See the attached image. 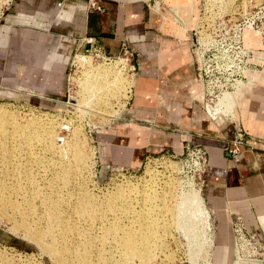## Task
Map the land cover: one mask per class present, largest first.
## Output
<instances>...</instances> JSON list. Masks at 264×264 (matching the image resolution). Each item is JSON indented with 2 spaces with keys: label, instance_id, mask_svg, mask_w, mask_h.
<instances>
[{
  "label": "crops",
  "instance_id": "0c3cea01",
  "mask_svg": "<svg viewBox=\"0 0 264 264\" xmlns=\"http://www.w3.org/2000/svg\"><path fill=\"white\" fill-rule=\"evenodd\" d=\"M94 1L97 10L89 9L90 0H9L0 12V95L52 105L73 56L89 49L90 39L113 56L126 44L136 76L120 117L96 134L102 164L137 171L147 157L204 148L201 197L215 233L208 264H238L228 222L239 219L264 243V150L240 147L235 158L228 150L234 121L264 143V74L248 73L232 120H212L203 108L192 28L168 23L162 0ZM262 255L243 264H264Z\"/></svg>",
  "mask_w": 264,
  "mask_h": 264
},
{
  "label": "rangeland",
  "instance_id": "374dc122",
  "mask_svg": "<svg viewBox=\"0 0 264 264\" xmlns=\"http://www.w3.org/2000/svg\"><path fill=\"white\" fill-rule=\"evenodd\" d=\"M8 1L9 0H0V12L1 10L4 9ZM253 1L254 0H162L161 7L162 4H164L162 7V11L163 13H166V15H164V18L168 23L171 22L176 23L181 28H184V26H181L184 24L186 28L188 27L194 29V31L191 33L192 35L191 37L195 44L199 43L201 46H203V44H201L202 42L201 39H204L206 42H209L207 46L204 47L206 50L208 49L207 52L208 57L207 58L205 57L202 60L201 68H203V71H205L208 75H210V72L212 73L213 71L212 62L217 54L214 50L215 48H213L214 46L213 43L214 42L222 43L224 41H227L228 37L231 34L230 28L233 24H235L238 16L242 14L241 12L244 11L247 13L248 11L254 9L255 6L262 4L264 2V0H261L256 3ZM252 35L253 37L251 42L253 44L258 43L259 46L260 42L258 35L255 33H253ZM197 47H199V45H197ZM199 51H201V49ZM77 55H79L77 56L78 59L80 57V59H82V61L84 62H86L87 60L89 61H87L81 66L82 68L81 70L75 64L76 62H78V59L75 60L76 61L75 63L73 61L76 55L73 56L68 74L66 76L65 89L60 94L59 98H57L52 105L41 106L37 104V101L35 99H33L34 101L32 100L26 103L24 99L15 97L11 95L8 91L6 94L0 95V108L4 110L6 109L7 112L14 114L18 118H21L28 122L29 120L30 121L37 120L43 124L46 125L48 124V126H50L49 124H51L48 122H52V124L55 127L54 130H56L55 135L58 134L54 139L55 141L54 143L56 146L59 147L65 146V142L69 140L71 132L74 129L77 128L79 131L81 130L80 132L83 134L87 142V148L89 150L90 158L86 168L82 170L83 172L82 171L80 172L81 177H79V172H77L78 174L77 173L75 174L76 177H74V179L76 184L74 185V188H72L73 192H76L77 190L80 189L83 190L84 192H87L89 195L93 194L92 196L94 199L98 198V200H101L102 198V200L104 199L106 200V198H108V196L111 195L113 192H117L124 189L125 191L135 190V189L137 191L139 190L138 194L140 195V190H143L144 185L148 183V185L146 184L145 186L147 188L148 187L150 188L147 189L145 187L144 189L148 191H150L149 189H154L153 193L152 191L149 192V194L152 195V197L153 195L154 198L156 195L158 197L163 193L167 195L164 198L165 200H163V202H165L164 204H161L160 201L162 199H160L159 197H158L159 201L157 199L152 200L151 198L149 201H145L148 205L145 203L143 205V202H141L139 197L135 198L137 202L133 200L132 204H130V209L133 208V213H131L130 216L128 217L123 216L124 212L121 208V204L115 205L116 207L112 208L111 212L110 211L108 212L109 221L107 222H108V226H110V230L113 235L110 241L108 240L110 243L107 244L106 254H103L104 258L108 262L107 264H115V262L119 258L118 244L121 238L120 235L123 232V228H127L130 226L136 227V225L140 223L138 212L140 211L144 212L145 208H146L145 211H147V207L148 209L154 208L155 212L158 211L156 212L157 213L156 217L158 219L164 218L163 221L165 220L167 222L162 221L161 223H166L167 226H169L167 227L168 230L167 228L164 229V231L167 232V233L165 232L163 233V235L165 236H161L162 239L161 242L163 241L162 242L163 246L158 250H162V251L156 253L157 256H155L154 260L148 264H208L210 261L209 260L210 249H212L211 247L215 245V233L213 228V222L211 221L212 227L209 230L205 221L208 218V214L207 215L206 213L202 214L201 213L202 209L200 210L196 206L197 201L198 203L199 202H201L202 204L204 203L201 197L200 186H201V181H203L204 183L203 175L206 168H204L203 174H201L202 172L199 173L198 164L193 159H191L190 156L187 155V147H197V146L185 145L181 153H177V154L162 153L159 156L147 157L144 160L140 169L137 171H130L124 169H117V168H112V169L106 168L104 164H102L100 159L96 134L107 129V127H109V125L114 120L120 117L129 99L127 91L131 83L129 81V83H127V85L125 86V90H126L125 94L124 93L120 94L121 91L120 89L122 87L121 85L123 81L122 77L117 78L118 80L121 81H118L117 79H116L117 81L112 80L113 81L111 83L112 85L111 84L110 85L115 89L111 88L110 86L109 89L110 90L113 89V90L108 91V93L105 94V96H102L100 99H98L99 100L98 102L100 103L99 104L96 101L97 97L94 96L95 94L87 92L89 91V89L86 91V88H84V85L86 86L88 81L87 79L85 80V78H87V75L90 76L89 73L92 68L93 69L99 68L100 66L101 67L100 69L102 68L104 69L105 65L103 67L101 66L103 65L101 63L104 62V57L113 58L114 56L104 53L99 48L96 50L89 48L86 51L77 53ZM84 56L87 58H85ZM80 65L81 64H79V66ZM83 66L84 67L88 66L90 68L85 67V71H84ZM92 70L91 73L93 74ZM105 70H109L108 72L112 70L114 71L113 74H115V72L117 73V71L115 69L113 70V68H109ZM203 71L201 72L202 76L204 74ZM84 72L88 74L87 75L83 74ZM113 74L111 73V75L108 74L107 75L110 77V76H114ZM98 78H99L98 80L103 81L102 78L100 77ZM88 79L90 82V78ZM110 79L112 78H108V81H110ZM210 79L211 76H209L205 80H210ZM115 81L116 83L114 84ZM213 88L214 87H212L210 91ZM210 91L208 89V93H210ZM236 91L238 92L243 91L244 95H246L247 93V89H245L243 85L239 87ZM236 91L224 93L223 96L218 98L217 103L215 99H213V104L214 105L216 104V107L218 106L217 107L218 111H220L221 113L228 112L229 110L231 111L232 107L228 108V105H230L229 103H232L233 100L236 98ZM111 92L113 94H111ZM243 98L241 97V99L240 100L237 99V101L241 102ZM208 99H211V97H209ZM94 101H96L97 103L94 104ZM221 101L223 102V104H220ZM98 106L100 108H98ZM90 107L92 108V111L88 110V108L91 109ZM101 108L103 109V111ZM94 109L95 110L101 109V111L99 110L97 111L100 114L93 113ZM202 149L204 150V148ZM34 150L36 155L39 156L43 155V157L46 158L45 164L47 163V161H50L49 159H53V160L56 159V158H51L52 156L48 154L49 152H47L45 149H43L44 150L43 152L40 146L35 145ZM204 152L206 153L205 150ZM30 156L31 158L35 157L33 153ZM49 156L51 157L49 158ZM31 158H30V164H31L30 166L32 167L33 172L35 171L34 172L35 175L37 170L38 173L41 172L43 173L46 167L45 166L44 167L42 166V168L40 166L38 167V165H36L35 162L33 164ZM40 168L42 170H40ZM150 180L155 184L153 185L152 182L151 184ZM45 182H46L45 180L41 181L42 184H45ZM171 184H173L174 187H172ZM76 186L77 188L78 187L79 188L77 189ZM168 192L170 194L172 193L171 194L173 198L172 200L170 199V195ZM65 193H67V191L65 192L63 191L62 194ZM151 200L154 202V205ZM168 200L171 201V203L174 201L172 203V205L173 204L174 205L171 206ZM150 202H152V204H150ZM137 203H138V207H137ZM167 203L169 204V208ZM134 205L136 208H134ZM157 206L159 208L165 207L164 209H167L169 212L168 215L169 214L170 215L168 216L166 210H164L163 208H161L160 210ZM143 207L144 209H142ZM172 207H174V209ZM204 207H206L205 204ZM169 209L170 211H172L171 212L172 214L170 213ZM206 209L208 211L207 207ZM158 213L162 217L159 218ZM164 214L166 215L163 216ZM142 215L144 216L143 219L147 218V216L144 213H142ZM209 215H210L209 218L212 219L210 212ZM74 221L75 222L77 221L78 225L80 226H82L83 223V226L86 225L85 227H88L89 229L91 228L90 225H92L90 232L92 234L95 233L94 236L96 235V237H98L99 240L107 242V239L103 237L105 229L101 228V224L103 223L101 220L95 221V224H93L94 221H91L90 224L89 221L86 222L84 219H81L80 221L79 218L78 220L76 219ZM239 222L246 228L245 224L242 221ZM142 223L147 224L148 222H142ZM228 223H229L228 224L229 230L231 231L233 237V246L235 248V244H234L235 239H234L232 226H234V223H236V219ZM12 229L13 228L11 227L10 220L7 219L6 217L0 216V259H2L3 257L5 259H10V261L9 260L8 261L9 262L12 261L13 264H29V263L52 264L50 258L44 253H42L34 243H32L30 240L28 241V239L25 238L20 231H15V230L13 231ZM145 231L147 232L150 230L146 229ZM213 234H214V238H213ZM67 238L70 239L71 236H68ZM73 238L74 237L72 236L71 239ZM98 248H103V247L98 246ZM255 258L261 259L263 258V255L259 253L252 257V259ZM237 259L238 258H235V260ZM249 259L251 258H249L248 256L243 258L242 264L245 261L247 262Z\"/></svg>",
  "mask_w": 264,
  "mask_h": 264
},
{
  "label": "bare ground",
  "instance_id": "6f19581e",
  "mask_svg": "<svg viewBox=\"0 0 264 264\" xmlns=\"http://www.w3.org/2000/svg\"><path fill=\"white\" fill-rule=\"evenodd\" d=\"M259 1L261 0H254L253 2L256 3ZM252 34L253 32L246 31L244 34L245 40L253 47H258V43L253 44L251 42L253 37ZM77 56L79 55L74 57V63L76 62L75 60L78 59ZM86 62L82 61V59L79 57L78 62L75 64L82 70L81 66ZM79 64L81 65L79 66ZM101 64H103L101 65L102 67L105 65L107 68L104 67V69H100V66L99 68H94L95 70L92 68L93 70H91L93 71V74L89 69L90 76L87 75L88 73L86 72L83 73L87 75L85 80H88L86 86L84 85L86 91L89 89L87 92L95 94L94 96L97 97V99L95 97L94 98L98 102V99H100L102 96H105L108 91L113 90L109 89L112 85L111 83L117 78L122 77L123 81L120 94H125V86L127 83H129V80L127 77L125 78L126 75L119 68L118 61L115 60L109 63L103 62ZM85 67L83 66L84 71ZM108 67L113 68V70L115 69L117 73L115 72V74H113L114 71L111 70L112 72H108L109 70H105L109 69ZM111 73L114 76L109 77L108 75H111ZM98 77L102 78L103 81L98 80ZM88 78H90V82ZM108 78L112 79L108 81ZM111 88L114 87L111 86ZM112 92L111 94L114 93ZM244 96L246 95L243 94V91H236V98L232 103H229L230 105H228V108H233L236 102H238L237 99L240 100L241 97L243 98ZM96 101H94V104L97 103ZM220 104H223V102L221 101ZM98 108L100 107L98 106ZM101 109H94L95 111L93 110V113L100 114L97 111H101ZM88 110L92 111V108H88ZM48 123L52 124V122ZM51 124L48 126V124H43L37 120H29L28 122L18 118L14 114L7 112L6 109L4 110L0 108V216L9 219L11 227L13 228L12 230L20 231L22 235L28 239V241L30 240L32 243H34L42 253L50 258L52 264H107L108 262L104 258L103 254H106L107 244L110 243L109 241L113 235L107 222L109 221L108 212H111L112 208L116 207L115 205L121 204V208L124 214H126H123V216L128 217L131 213H133V208L130 209V204H132L133 200L136 201L135 198L139 197L144 205V203L147 204L145 201H149L150 198L152 200H158L159 197L162 199L160 201L161 204H164L165 202H163V200H165L164 198L167 195L163 193L158 197L157 195L155 198L154 195L152 197L149 192L152 191L153 193L154 189H149L150 191L144 189L146 187L145 185H148V183L144 185L143 190H140V195L138 194L139 190L137 191L135 189L125 191L124 189L113 192L108 196V198H106V200H102V198L101 200H98V198L94 199L92 196L93 194L89 195L87 192H84L80 189V191L77 190L78 192H73L72 188H74V185L76 184L74 179V177H76L75 174L79 172V177H81L80 172L86 168L89 162L90 154L87 148V142L83 134L80 132L81 130L79 131L75 127L76 129L71 132L69 140L66 142L64 141L65 146H56L54 139L58 134L55 135V127L53 124ZM35 145L40 146L42 150L45 149L47 152H49L48 154L52 156H49V158L51 157L56 159L53 160L48 158L50 161H47L45 164L46 158L43 157V155L39 156L35 154ZM32 153L34 156L36 155L33 158L30 156ZM30 158L32 159L33 164L35 162V164L41 168L42 166H45V169L47 170L43 168V173H38L37 170L35 175V171L33 172L32 167L30 166ZM41 168L40 170H42ZM42 180L46 181L45 184L41 183ZM151 182L152 181L150 180V183ZM152 183L153 185L155 184L154 182ZM171 186L174 187L173 184H171ZM63 191H67V193L62 194ZM171 194L169 193L170 199L172 200L173 198ZM152 202H150V204H152ZM168 202H170L171 206L174 205H172L174 201L171 203V201L168 200ZM199 203L197 201L196 206L200 210L202 209L201 213H206V215L208 214V218L205 221L208 229L210 230L212 227V219L209 218L210 215L206 207H204V203ZM134 208H136L135 205ZM161 208L164 209L165 207H160L159 209L161 210ZM172 208L174 209V207ZM142 209H144V207ZM145 209L144 212L137 211L139 214L138 217L140 219V223L136 225V227L130 226L123 228V232L120 235L121 238L118 244L119 258L115 264H148L154 260L155 256H157L156 253L162 251L158 250L163 246V241L161 242V236H165L163 233L167 232L164 231V229L169 226H167L166 223H161L164 218L158 219L156 217V212L158 211L155 212L154 208L148 209L147 207V211H145ZM164 210L167 211L168 215V210ZM141 212L144 213L147 218L143 219L144 216ZM171 212L172 211H170V213ZM165 215L166 214L163 216ZM158 216L159 218L162 217L159 213ZM71 218L74 220H78L79 218L80 221L81 219H84L86 222L89 221V223L94 221L93 224H95V221L101 220L103 222L101 224V228L105 229L103 237L107 239V242L99 240L96 235L94 236L95 233L92 234L90 232L92 225H90L91 228L89 229L88 227H85V224V226H83V223L82 226L78 225L77 221L75 222ZM67 219H70L71 221ZM141 221L148 223L143 224ZM146 229L150 231L146 232ZM68 236H71V238L73 236L74 238L69 239L67 238ZM98 246H102L103 248H98ZM0 260V264H13L12 261L9 262L10 259H5L4 257ZM239 262L238 264H241L242 259H240Z\"/></svg>",
  "mask_w": 264,
  "mask_h": 264
},
{
  "label": "built area",
  "instance_id": "2783aa9c",
  "mask_svg": "<svg viewBox=\"0 0 264 264\" xmlns=\"http://www.w3.org/2000/svg\"><path fill=\"white\" fill-rule=\"evenodd\" d=\"M89 9H98L97 2L90 0ZM238 16L235 24L231 26V34L227 41L222 43L214 42L213 48L217 53L212 64L213 71L208 75L203 68L201 62L208 57L207 46L209 42L201 39V46L199 43H194L191 40L192 52L196 63L197 77L202 87L203 108L208 117L212 120L219 118H229L232 120V109L228 112L221 113L217 110L216 104H213V99L216 103L218 98L225 92H235L239 87L245 84L249 72H259L264 74V2L254 7V9L247 13L242 11ZM194 31L191 29L190 34ZM246 31L253 32L259 37V46L253 47L246 42L244 34ZM192 36V35H191ZM211 43V42H210ZM88 44L90 49H98L93 45L92 39ZM199 45V47H197ZM201 49V51H199ZM118 61L119 68L126 75L131 85L128 87V97L130 98L134 78L136 76V65L134 62V54L127 47L122 44L120 53L117 56L104 57V62ZM203 71V76L202 72ZM211 76L210 80H205ZM207 77V78H206ZM214 87L211 91L210 89ZM208 89L210 93H208ZM213 95V96H212ZM211 97V99H208ZM129 100V99H128ZM213 104V105H212ZM212 105V106H211ZM216 107V108H214ZM232 147L228 152L235 158L238 155L239 148H261L264 150V143L259 144L254 140L248 138L241 128L240 124L234 121V137L232 139ZM187 155L190 156L199 166L198 172L203 174L206 165V153L200 147H187ZM203 181H201V188ZM236 219L234 223L233 234L235 239V251L237 258H245L248 256L252 258L257 254H262L264 250V243L260 242L257 236L248 232V230Z\"/></svg>",
  "mask_w": 264,
  "mask_h": 264
}]
</instances>
